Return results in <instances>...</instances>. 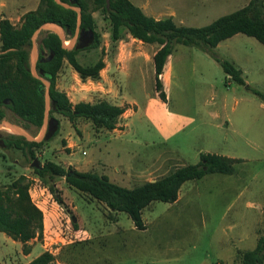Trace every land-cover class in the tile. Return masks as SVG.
<instances>
[{
  "label": "rangeland",
  "instance_id": "rangeland-1",
  "mask_svg": "<svg viewBox=\"0 0 264 264\" xmlns=\"http://www.w3.org/2000/svg\"><path fill=\"white\" fill-rule=\"evenodd\" d=\"M240 3L227 1L215 17L239 9ZM93 15L101 46L81 51L78 59L83 64L100 56L105 62L113 58L119 42L112 41L109 20L102 12ZM45 34L42 31L32 41L30 67L33 46L39 60ZM128 34L122 30L124 39ZM63 39L67 45L73 36L64 30ZM91 41L87 36L83 43ZM215 51L242 69L246 82L264 93V44L239 33ZM173 54V71L165 79L169 97L164 103L155 88L153 64H127L124 91L139 111L127 119L125 129L103 128L100 134L90 120L70 121L61 113H51V106L49 118L58 120L52 134L58 132L49 140L47 125L36 127L7 110L4 120L43 144L33 149L35 157L14 146L0 147V187L11 192L13 181L24 175L33 202L46 212V227L27 244L31 252L27 256L22 242L0 231L1 264H27L43 252L53 254L51 264H241L243 252L256 246L264 229V100L231 80L207 51L178 44ZM67 64L60 87L75 103L74 94L84 91L86 80ZM37 74L46 79L38 69ZM47 88L44 83L43 90ZM0 131L3 136H21L9 127ZM207 151L243 160L235 164L233 174L208 173L186 181L174 202L153 201L143 210L145 229H137L126 212L111 211L102 201L71 187L65 177H41L31 165L38 157L42 164L53 160L69 167L72 159L86 167L93 162L91 172L101 174L98 160L106 161L110 172L120 164H131L145 170L129 172L123 167L125 173L115 174L114 179L132 188L179 166L195 164L200 152Z\"/></svg>",
  "mask_w": 264,
  "mask_h": 264
},
{
  "label": "trees",
  "instance_id": "trees-1",
  "mask_svg": "<svg viewBox=\"0 0 264 264\" xmlns=\"http://www.w3.org/2000/svg\"><path fill=\"white\" fill-rule=\"evenodd\" d=\"M79 7L82 11L80 35L76 46L65 48L64 41L55 32H48L41 39L40 58L37 69L50 80L51 113L58 112L70 121L76 118L90 120L97 130L116 128L118 118L127 106L112 104L107 100L91 103L71 102L66 92L56 87L58 73L64 62L68 63L86 80L100 78L106 63L103 56L89 64L78 59L81 51L97 49L101 46L102 35L97 31L94 11L100 10L110 23L113 42L124 39L122 30L145 43H158L154 54L155 88L161 101L167 102L163 76L168 66V58L178 44L193 46L210 53L222 66L226 75L236 83L245 85L250 91L264 100V93L252 87L243 77L242 69L231 61L221 58L215 51L219 42L237 33H244L264 44V0H250L249 3L231 13L222 15L203 26H187L176 23L172 17L156 19L144 12L131 0H61ZM78 13L55 0H39L36 9L26 12L19 25H14L7 17L0 19V121L10 109L31 125L41 127L44 122L45 98L42 93L43 82L35 77L30 68V48L34 32L44 23H56L68 35H75ZM91 36L90 44H84L85 37ZM102 53L104 49L102 48ZM58 132V131H57ZM57 132L49 139L51 140ZM6 147L22 149L35 157L34 148L43 142L29 141L23 136L12 134L3 140ZM243 159L227 155L202 152L199 162L185 164L154 181H146L129 188L110 180L107 175L82 172L76 168L65 167L54 161H45L41 169L35 168L37 175L49 174L65 177L68 184L102 201L111 211H124L132 219L137 229H145L143 210L153 201L174 202L179 197L182 185L193 179H200L208 173L233 174L235 164ZM22 175L12 183L11 192L0 187V231L24 244V251L30 253L27 244L43 232V211L33 202L29 184ZM264 222V208H263ZM74 226L77 228V224ZM53 254L43 252L27 264H51ZM241 264H264V229L256 246L244 251Z\"/></svg>",
  "mask_w": 264,
  "mask_h": 264
},
{
  "label": "crops",
  "instance_id": "crops-1",
  "mask_svg": "<svg viewBox=\"0 0 264 264\" xmlns=\"http://www.w3.org/2000/svg\"><path fill=\"white\" fill-rule=\"evenodd\" d=\"M131 1L137 6L141 7L146 14L153 16L156 19L172 17L173 20L178 24L187 25V26H203L217 19L218 17L215 16L217 12H219V8L222 7L223 5L225 6V4H227V1L229 0H224V2L223 0H131ZM249 1L250 0H240L241 3L239 5V8L247 5ZM38 5H39V0H0V19L3 17H7L11 20V22L14 25H17L18 23L20 24L22 16L26 12L36 9ZM237 35H239V33L233 35L230 38H233ZM223 41L219 42L216 47L219 48V46ZM159 47L160 45L158 43H145L137 38H134L132 35L128 34L126 39H122L118 42L115 56L113 58H110L108 61L106 60L105 62L106 66L101 71L100 78L97 80H93L91 78L86 79V81L82 82L84 91H79L76 94L73 93L77 98V101L75 103L80 101L94 103L92 99L96 97L98 99L107 100L108 102L119 106H125V104H127L128 107L126 111L118 118V121L116 123L117 126L112 130L116 131L119 126H123L125 129L129 125V121H127V119H129L132 115H135L139 111V109L137 102L135 100L129 99L127 92L124 91L126 81L124 80L123 73L128 68L127 64L129 62L135 64H140L141 62H144L148 64L149 63L153 64V69L155 74L153 58H154V54L159 49ZM0 48H1V41H0ZM174 59L175 56L172 53L168 58L167 70L163 76L167 98L169 97V91L167 90L168 85L166 84L165 79H167V77L172 74ZM67 63L68 61L66 60L64 62L61 71L58 73L56 80V87L61 91L64 90H62V88L60 87V82L62 80L60 77H62L61 75L63 68L69 70V68L67 67L68 65ZM84 97H86V99ZM122 119L125 120L121 122ZM226 123L228 124L229 122L227 121ZM103 131L104 129H101L99 133L101 134ZM105 131H109V130L106 129ZM72 152L73 151H71L70 154H72ZM128 152L130 154L133 153L132 151L129 150ZM201 153L202 152H200V154ZM133 155L134 153L132 154V156ZM234 158H238V157H234ZM91 163H89L90 165L88 164L87 165L88 167H86L84 165H80L74 162L72 159L70 161V164L72 166H74L77 170L82 172H91L94 169V164L93 162ZM96 163H99L102 167V169L100 170L101 172L100 175L103 174L107 175L111 181L116 183L118 182L114 179L115 174L125 173L124 171L126 167H127L126 170H128L129 172L131 171L143 172V170H145L137 167L136 169L131 164L125 166L120 164L119 166H116L114 172H110V168L108 166V163H106V161L98 160V162ZM54 177L58 178L59 176H54ZM153 180L154 179L149 181H153ZM119 184L121 185V183ZM43 214H44V227H46V212L44 211ZM30 254L31 252L26 254V256ZM32 259H30L29 262ZM13 260L14 259H12V261ZM13 262L10 261L8 263L14 264Z\"/></svg>",
  "mask_w": 264,
  "mask_h": 264
},
{
  "label": "water",
  "instance_id": "water-1",
  "mask_svg": "<svg viewBox=\"0 0 264 264\" xmlns=\"http://www.w3.org/2000/svg\"><path fill=\"white\" fill-rule=\"evenodd\" d=\"M57 3L67 7V8H72L74 10L77 11L78 13V22H77V29H76V32H75V35L73 36V40L71 41L70 44H64L63 46L65 48H68V49H72L76 46L77 42H78V39L80 37V35L84 34V30H82L80 28V25H81V16H82V11L79 7H76L72 4H69V3H64L62 2L61 0H55ZM109 1V0H108ZM42 31H46V34L48 32H55L57 33L60 38L64 41V28L56 23H44L43 25H41L33 34L32 36V41L33 43L36 42V39L38 38L39 34L42 32ZM35 45V44H34ZM35 47V48H34ZM33 64H31V70L34 74V76L38 77V74H37V60H38V52H37V48L36 46H33ZM42 80V79H41ZM43 82V85L44 83L47 85V90L44 91L43 90V86H42V93L44 95V98H45V113H44V123L43 125H47L48 124V121H49V111H50V108H51V97H50V86H51V82L50 80H48L47 78L42 80ZM55 122L56 124H58V120L55 119ZM12 128L18 135H21L23 137H25V139L29 140V141H39L40 139H33L31 138L30 136H28L25 132H23L21 130V128H19V126H17L16 124H13L7 120H2L0 122V129L2 128ZM32 167L34 168H37V169H41L43 167V164L42 162L40 161V159L38 157H36L33 162H32Z\"/></svg>",
  "mask_w": 264,
  "mask_h": 264
},
{
  "label": "flooded vegetation",
  "instance_id": "flooded-vegetation-1",
  "mask_svg": "<svg viewBox=\"0 0 264 264\" xmlns=\"http://www.w3.org/2000/svg\"><path fill=\"white\" fill-rule=\"evenodd\" d=\"M7 110H10V109H7ZM11 111V110H10ZM6 116H7V113H6ZM6 118V117H5ZM4 118V119H5ZM3 119V120H4ZM7 120V119H6ZM8 121V120H7ZM1 122V121H0ZM10 122V121H9ZM44 123V122H43ZM54 127H56V122H55V120L54 119H51V118H49V121H48V124H47V133H49V135L50 134H52V132H54L53 130H54ZM3 129V128H2ZM1 130V129H0ZM54 134H52V136H53ZM11 136H12V134H10V135H8V136H3V134L1 133V131H0V147H2V148H4V149H7V148H10V147H6L5 145H4V142H3V140L4 139H9V138H11ZM50 137V136H49ZM22 150V149H21Z\"/></svg>",
  "mask_w": 264,
  "mask_h": 264
}]
</instances>
